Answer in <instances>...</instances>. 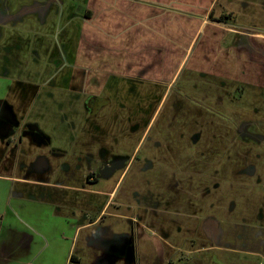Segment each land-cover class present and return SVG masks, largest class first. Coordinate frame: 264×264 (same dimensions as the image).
<instances>
[{"label":"rangeland","instance_id":"1","mask_svg":"<svg viewBox=\"0 0 264 264\" xmlns=\"http://www.w3.org/2000/svg\"><path fill=\"white\" fill-rule=\"evenodd\" d=\"M91 2L0 0V99L13 107L23 132L34 126L48 140L24 133L16 151L0 141V175L25 177L37 158L47 157L51 191L62 192L72 208L86 206L93 217L107 197L93 201L70 189L113 191L94 228L96 237L89 236L96 250L84 239L89 230L76 243L81 264H100L106 255L103 239L131 233L138 264H264V41L254 36L264 35V0H220L215 15L220 19L224 7L232 18L221 24L239 33L210 29L211 41L219 45L215 56L210 49V66L197 60L209 44L203 34L174 81L161 77L160 86L147 78L141 84L130 81L125 61L130 37L119 34L120 45L113 47L94 37L86 27L93 24L84 19L95 11ZM174 27L162 39L167 49L177 45L185 28ZM170 64L175 75L180 61ZM106 81L102 94L118 97L116 115L123 122L115 133L110 121L101 126L85 104L87 92L95 91L89 84ZM112 113L104 111L108 117ZM144 124L150 127L142 138ZM169 127L182 133L177 175L169 164L146 165L145 155ZM101 143L124 155L109 181L95 163ZM89 177L101 182L87 184ZM145 210L155 217L143 228L138 223ZM21 259L66 263V257L49 252Z\"/></svg>","mask_w":264,"mask_h":264},{"label":"crops","instance_id":"2","mask_svg":"<svg viewBox=\"0 0 264 264\" xmlns=\"http://www.w3.org/2000/svg\"><path fill=\"white\" fill-rule=\"evenodd\" d=\"M219 1L92 0L95 11L90 10L88 14L93 26L86 27L91 28L94 37L99 36L100 41L111 44L110 47L120 45L119 34L130 37L125 44L128 50L125 60L128 75L136 76L143 70L142 67L153 65L154 69L144 75L145 78L159 81L163 77L165 82L169 79L172 83L190 50L193 48V53L203 34H206L204 41L209 44L201 49L204 58L199 56L197 60L206 63L202 65L206 67L210 66V49L214 56L219 49L207 32L215 29L228 34L239 33L234 27L217 21L215 14ZM221 12L222 15L227 14L224 7ZM177 24L185 28L178 27L181 31L178 43L167 49L163 36L171 33ZM111 34L114 36L111 37ZM254 36L264 41L263 34ZM81 51L85 52L83 48ZM177 60L180 61L179 68L173 75L174 65L170 64L166 69L167 64ZM33 176L0 175V264H31L32 261L24 263L21 258L32 255L40 257L45 252L66 257L65 264H73V256L81 263V257L75 255L76 243L80 235L88 230L89 235L87 237L85 234L84 239L91 242L89 236L93 237V228L99 224V218L93 222L86 221L87 216L91 215L89 210L86 211V206L72 208L63 202L62 192L51 191L49 181L43 183ZM70 190L88 194L93 201L97 195H108L94 189L75 187ZM107 205L108 202L101 208L100 215L104 214ZM91 247L96 250L95 245Z\"/></svg>","mask_w":264,"mask_h":264},{"label":"flooded vegetation","instance_id":"3","mask_svg":"<svg viewBox=\"0 0 264 264\" xmlns=\"http://www.w3.org/2000/svg\"><path fill=\"white\" fill-rule=\"evenodd\" d=\"M90 18L91 16L88 13H86L84 19L88 20ZM142 69L143 70H141L138 75L136 76L131 75L130 81H138V83L140 84L146 83V81H143V79H145L144 75H146L149 71L153 70L154 66L150 65V66L142 67ZM149 83L155 86H160L164 84L158 81H149ZM105 86H108L107 81L99 82V84L95 82L93 83V85H91L90 83L88 88L89 89L93 88L95 89V91L87 92L89 96L87 97L85 104L87 110L91 114L101 118L100 119L101 126H106L107 122L110 121L112 126L111 132L115 133L117 131H121L123 127V122L116 115L118 109V102H117L118 97H114L113 94L110 95L102 94V90L104 89L103 87ZM121 107L122 109L127 110L125 104H122ZM107 109L111 111H115V113H112V115L108 117L104 114V111H106ZM136 127L137 128H135L134 131L139 132L141 130V126L138 125ZM149 127L150 125L147 124L143 128L144 133L142 135V138L147 136ZM25 131L27 132L22 131V128L14 114L13 107L10 106L5 99L3 100L0 99V141H2L4 145L6 144L7 146H11V147L14 146L15 151L21 148L24 142V136H23L24 133L25 134L29 133L35 141L48 142L44 134L34 126H31L29 129ZM178 132L179 129H177L176 127H169L168 130H165V132H163V134L165 135H162L163 138L159 139L160 141L157 142L156 146L153 148L151 147V149H149L148 153L145 155V159L147 162L146 165L148 169H154L156 167H158L159 169L162 168L165 169L167 164H169L171 165L169 167L170 173H173L174 175L181 173L183 150L181 149L178 139L181 140L182 133H178ZM103 145L105 144L101 143V147L95 159V163H98V165H100L101 176H104L105 180L109 181L118 172V167L124 161V155H121L118 152V150H115L114 148H111L109 150L108 148H105ZM161 149H163L165 153ZM135 153L136 151H134L133 155ZM191 157L193 156L191 155ZM167 160L169 162H167ZM26 172H30L31 174L29 173L25 177H28V175L29 177L35 175L33 176L35 179H38L39 181L44 183L48 181L46 176L51 172L50 161L48 160L47 157L40 156L39 158H37L36 162L32 164L30 170H27ZM86 181L87 184L98 185L101 182V179H95L89 177ZM49 184L51 187H53L50 182ZM103 193L108 194L106 197L108 199L107 202L109 205V202L113 197V191L103 192ZM110 207L111 205L109 206V208ZM106 210L107 209H105V212H107ZM145 211L147 212L142 217L141 219L142 221L140 220L138 223L141 224V227L143 228L149 227V224L153 222L151 217H155V214H152L149 210H145ZM157 217H159L158 211L156 212V218ZM98 218L99 220L97 223H99L104 218L103 214L102 215L98 214L96 217H93L92 215H88L86 221L93 222L96 221ZM133 221H136V219L133 218L132 222ZM148 230L151 231V229ZM96 235H97L96 231L93 228V236L96 237ZM103 240H105L104 247H105L106 255L102 259V262L100 264H117L119 260L121 261L123 259L127 260L129 264H138L137 251L135 246L136 239L133 233H131L130 235L116 236L113 239L105 238ZM90 244H93V241H91ZM72 260H73V264H81L80 262H78V260L75 259L74 256L72 257Z\"/></svg>","mask_w":264,"mask_h":264},{"label":"trees","instance_id":"4","mask_svg":"<svg viewBox=\"0 0 264 264\" xmlns=\"http://www.w3.org/2000/svg\"><path fill=\"white\" fill-rule=\"evenodd\" d=\"M231 18H232V15H231V14H228V15L224 14V15H222L221 18L218 19L217 21H218V22H223V21H226V20H230Z\"/></svg>","mask_w":264,"mask_h":264}]
</instances>
